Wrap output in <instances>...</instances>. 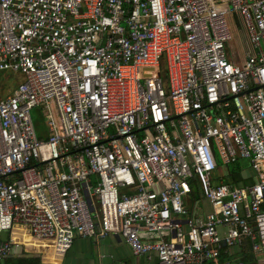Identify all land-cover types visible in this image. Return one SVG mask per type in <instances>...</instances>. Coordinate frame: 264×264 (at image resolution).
<instances>
[{
	"label": "built area",
	"instance_id": "obj_1",
	"mask_svg": "<svg viewBox=\"0 0 264 264\" xmlns=\"http://www.w3.org/2000/svg\"><path fill=\"white\" fill-rule=\"evenodd\" d=\"M6 72L22 81L0 99V262L27 236L59 257L114 236L157 264H245L224 255L248 239L264 260V0H0ZM242 159L253 182L213 185Z\"/></svg>",
	"mask_w": 264,
	"mask_h": 264
},
{
	"label": "crops",
	"instance_id": "obj_2",
	"mask_svg": "<svg viewBox=\"0 0 264 264\" xmlns=\"http://www.w3.org/2000/svg\"><path fill=\"white\" fill-rule=\"evenodd\" d=\"M234 58L236 62H239V58L237 56ZM44 136H47V133L45 135H39V137ZM227 166H223L220 163V166L214 174V186H218L221 182H224L232 187H239L254 181V173L251 171L248 163V168L246 169L239 165L242 170L244 182H241L239 185L229 184L228 181L230 179L227 177ZM195 189L198 190L196 193L199 195V198L196 196ZM185 204L188 210H193L197 215H203L210 210L208 202L202 198L199 187L196 183L195 187L191 191V194L186 197ZM7 238L8 235L7 237H2L0 242L7 240ZM24 242L26 243V246L31 248V255L38 256L42 264H157V259L154 254L133 256L126 244L120 238L114 236H108L104 239L75 237L69 250L61 257L56 256L49 248L42 250L39 246L42 243L31 241L28 239V236L24 237ZM42 245L46 247V244ZM243 245L239 249H229L228 253L224 255V259H228L230 261L241 260L245 264L264 263L263 259L252 254L250 250L251 243L250 248L247 250L243 249ZM243 251H246V257L248 256V259L246 260H242V257L245 256ZM45 256L52 257V262L46 260Z\"/></svg>",
	"mask_w": 264,
	"mask_h": 264
},
{
	"label": "rangeland",
	"instance_id": "obj_3",
	"mask_svg": "<svg viewBox=\"0 0 264 264\" xmlns=\"http://www.w3.org/2000/svg\"><path fill=\"white\" fill-rule=\"evenodd\" d=\"M228 23L232 31L233 39L226 47V52L230 56H234V57L237 56L239 58L238 61L242 62V58L244 57L245 54L243 48L250 49V44H249L248 35L246 33L244 24L242 22L239 13L236 12L232 13L228 17ZM21 81L22 78L20 75L9 72L0 73V99H3L7 95H9L14 90L15 86ZM44 113L45 110L43 108H35L32 110L33 123L38 135L40 134L45 135L47 133L46 123L44 122V117H43ZM238 164L244 169L248 168L247 160L244 159L239 160ZM228 167L232 169L234 168V164H230L228 165ZM197 191L198 190L195 189V193ZM196 196L199 198V195L197 193ZM4 236L7 237V233H1L0 239H2V237Z\"/></svg>",
	"mask_w": 264,
	"mask_h": 264
},
{
	"label": "trees",
	"instance_id": "obj_4",
	"mask_svg": "<svg viewBox=\"0 0 264 264\" xmlns=\"http://www.w3.org/2000/svg\"><path fill=\"white\" fill-rule=\"evenodd\" d=\"M160 73L161 76L163 78V80H165L166 78V70H165V64H164V60H162L161 64H160ZM217 166H220V163L217 162ZM227 177L230 179L228 181L229 184L231 185H239L241 182H244L243 180V175H242V170L239 167L238 161L236 163H234V168H230L227 166ZM195 187V184H192V188L193 189ZM250 248V241L249 240H245L244 245H243V249L247 250ZM251 250V249H250ZM246 252V251H245ZM243 251V254L245 255L244 257H242V260H246L248 259L246 257V253ZM222 257V255H221ZM0 264H42L41 260L38 256H34L31 254H24L22 256H17V257H9L6 258L4 260H2L0 262Z\"/></svg>",
	"mask_w": 264,
	"mask_h": 264
},
{
	"label": "bare ground",
	"instance_id": "obj_5",
	"mask_svg": "<svg viewBox=\"0 0 264 264\" xmlns=\"http://www.w3.org/2000/svg\"><path fill=\"white\" fill-rule=\"evenodd\" d=\"M41 248H42V250H45L46 249V247L44 246V245H39ZM45 258H46V260H48L49 262H52V257H49V256H45Z\"/></svg>",
	"mask_w": 264,
	"mask_h": 264
}]
</instances>
